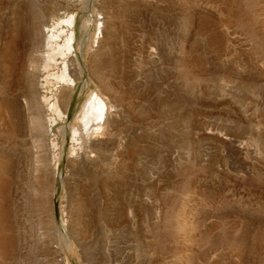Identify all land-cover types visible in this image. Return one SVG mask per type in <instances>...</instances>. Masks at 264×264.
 Returning a JSON list of instances; mask_svg holds the SVG:
<instances>
[{"label": "rangeland", "instance_id": "obj_1", "mask_svg": "<svg viewBox=\"0 0 264 264\" xmlns=\"http://www.w3.org/2000/svg\"><path fill=\"white\" fill-rule=\"evenodd\" d=\"M70 16L67 87L42 32ZM91 94L104 143L72 162ZM71 259L264 264V0H0V264Z\"/></svg>", "mask_w": 264, "mask_h": 264}, {"label": "bare ground", "instance_id": "obj_2", "mask_svg": "<svg viewBox=\"0 0 264 264\" xmlns=\"http://www.w3.org/2000/svg\"><path fill=\"white\" fill-rule=\"evenodd\" d=\"M64 24L68 28H72L74 24V17L70 16L67 20H58L56 22L53 21L51 24H48V22H44V25L47 27L42 32V35L45 36V54L42 57L43 70L48 72L51 65L57 64V60L61 59L60 63L62 65V68L59 72L60 74L54 75L47 73V78L53 77V79L60 81L62 85L71 87L75 84L76 80H81L80 78L83 74H85V71L82 63L80 64L81 67H78L74 64V32L71 30L67 34V30H64L62 28ZM101 28L102 23H99L98 33L96 36V41L94 43L99 42V39L101 37ZM77 68H79V70H77ZM62 97L64 98L65 94H62L61 98ZM42 101L46 103L48 100L43 97ZM48 107L50 112L56 115L58 119L63 120L65 118V114L61 113L60 111L59 101L55 100L53 103L49 104ZM107 107L108 106L102 101L100 97L95 94H91L88 98L87 103L84 104L82 112L76 119L78 125L72 127H61L60 133L63 142L68 138V132L71 133V137H69L71 144L69 147V160H72V162L78 160H91L93 158V155H91L93 150L98 149L103 145V131L110 118ZM18 112L19 115H21L19 110ZM45 122L47 131H51V126L53 123H55V119L52 117H48L47 119H45Z\"/></svg>", "mask_w": 264, "mask_h": 264}, {"label": "water", "instance_id": "obj_3", "mask_svg": "<svg viewBox=\"0 0 264 264\" xmlns=\"http://www.w3.org/2000/svg\"><path fill=\"white\" fill-rule=\"evenodd\" d=\"M78 62L79 64L82 63L81 61V58H80V55L78 56ZM83 82L84 80H82L75 88L73 94H72V97H71V100L69 101L68 105H67V110H66V123H68L72 117V112H73V109L75 107V103L78 99V96L80 95L81 93V89H82V86H83ZM58 194H59V190L57 189L56 192H55V195H54V199H53V211H54V216L55 218H57L58 216ZM71 262L72 264H75L74 261L71 259Z\"/></svg>", "mask_w": 264, "mask_h": 264}]
</instances>
